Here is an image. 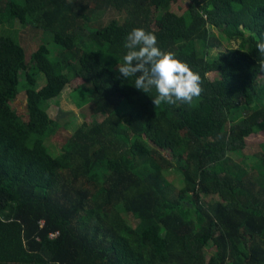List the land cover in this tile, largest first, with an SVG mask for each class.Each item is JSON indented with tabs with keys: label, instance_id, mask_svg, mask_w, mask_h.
Wrapping results in <instances>:
<instances>
[{
	"label": "trees",
	"instance_id": "obj_1",
	"mask_svg": "<svg viewBox=\"0 0 264 264\" xmlns=\"http://www.w3.org/2000/svg\"><path fill=\"white\" fill-rule=\"evenodd\" d=\"M179 1L0 0V27L16 20L58 47L27 60L0 34V264H264V152L244 151L264 130V0H187L184 13ZM109 9L125 17H94ZM137 27L201 75L191 105L155 106V90L120 76ZM77 77L103 119L60 139L49 101Z\"/></svg>",
	"mask_w": 264,
	"mask_h": 264
},
{
	"label": "clouds",
	"instance_id": "obj_2",
	"mask_svg": "<svg viewBox=\"0 0 264 264\" xmlns=\"http://www.w3.org/2000/svg\"><path fill=\"white\" fill-rule=\"evenodd\" d=\"M123 63L117 71L124 79L134 77V87L143 93L155 90V106L191 105L203 92L201 75L171 50L158 46L156 35L144 28H133L126 36ZM256 50L264 57V39L257 38ZM264 68V63L261 64Z\"/></svg>",
	"mask_w": 264,
	"mask_h": 264
},
{
	"label": "rangeland",
	"instance_id": "obj_3",
	"mask_svg": "<svg viewBox=\"0 0 264 264\" xmlns=\"http://www.w3.org/2000/svg\"><path fill=\"white\" fill-rule=\"evenodd\" d=\"M187 0L179 1L177 4V11L179 13H184L187 9ZM94 17H98L102 19L104 24L108 23L113 18L123 19L125 17L124 13H120L117 10H106L99 11L94 14ZM212 31L215 35H219V31L216 28H212ZM7 33V35H12L17 37L23 47L26 50V58L29 60L31 54L39 47L40 44H47L52 50L51 56L55 57L57 54V49L50 41V37L47 33H45L42 29H36L31 26H24L18 21H13L11 26H8V23H5L0 27V34ZM87 39V38H86ZM223 46L219 48V50L225 49L226 42L221 38ZM236 45V40L229 41L228 45ZM216 76L215 72L209 73V77L213 79ZM39 80L37 84V88H41L46 81L45 74L40 72L38 74ZM83 79L81 77L72 78L70 83L64 88L61 95L57 98H53L49 101L48 105V113L53 119H56L62 126L57 130L60 135V139L67 136V134L75 132V130L82 125L83 123L95 124L103 119V115H95L92 113L90 108V103L86 101V94L84 92L76 93V88L80 84L83 83ZM22 85V84H21ZM24 87V86H22ZM25 90H22L17 100L15 101V107L18 108L19 111H26V95L24 93ZM246 147L245 153L248 154H256L260 152H264V130H259L258 132L249 134L245 137ZM49 151L51 154L55 155L60 152V146L50 143ZM171 157V156H169ZM258 172L253 174V178H258ZM181 176L177 173H171L170 181L173 183V186L179 188L181 186L180 182ZM212 253L211 249L205 250V257L208 259Z\"/></svg>",
	"mask_w": 264,
	"mask_h": 264
}]
</instances>
